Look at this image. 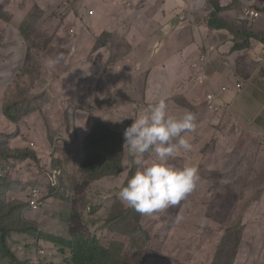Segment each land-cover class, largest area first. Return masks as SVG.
Listing matches in <instances>:
<instances>
[{"label": "rangeland", "instance_id": "rangeland-1", "mask_svg": "<svg viewBox=\"0 0 264 264\" xmlns=\"http://www.w3.org/2000/svg\"><path fill=\"white\" fill-rule=\"evenodd\" d=\"M59 1L60 0H52L47 15L49 12L51 13L42 19L41 27L43 28L42 37L44 39L35 41L36 47H32V50L35 54L39 53V55L48 52L52 57L55 56L57 49L63 50L59 51L58 54L62 53L65 55L66 51L67 57L63 61V68L65 71L60 77H48L43 74L44 78H46L49 83L46 89L49 92L51 100H47V102H45V100L41 102L36 101L32 113L19 122V128L22 133H27L28 141L33 143V148L37 153L39 162L34 161V164L16 162L15 166H13L11 161L6 162L9 167L12 168L11 171H9L11 182H5L6 187L3 189L4 192H0L3 198L4 196L14 198L18 190H26L28 182L33 185V182L40 180V176L34 175V173L40 169L44 170L48 168L49 171L45 174V179L42 182L45 183L44 185L41 184L43 190H40L39 196L44 193L45 190L47 199L53 196L48 190L47 183H49V181L46 182V180H48L47 174L49 176L51 173V183L55 182L57 189L60 187L59 178L61 175H63L62 180L65 179V182H70L75 176V173L73 174L70 172L68 173L69 177H67V172H65L64 169L54 170L51 168L50 162L55 158L63 160L62 154L78 157L83 155L81 143L89 131L88 129L92 122L91 115H95L96 118L99 119L103 118L102 115L104 113L106 121L113 122V120H116L121 114L120 110H126V107L122 105L123 103H128L126 104V106L129 107L127 111L128 114L136 109L137 104L135 102H141L144 95H146L144 107L163 98L167 99L166 103L168 104L170 113L177 114L181 110H184V108L176 104L171 97L172 95L174 96L181 93L183 89H180L179 86L185 79L186 71L189 70V64L187 65V62H185L186 60H183L178 52H171L161 60L160 57L157 58V65H159L160 68L156 69V73L152 70L149 76H147L144 72L147 66V58L151 56L148 55L146 57L145 52L139 48L140 44L134 43L137 39H142L144 36L133 34L132 37L129 32V26L125 25L121 18L115 19L116 23L114 25L111 23L112 27L109 28L112 34L111 40L113 39L114 43L107 44H114L111 46H115L116 48V65L115 67H110V70L105 68L104 74L106 78L101 82L103 85H105L107 81L111 82V84H107L104 87L106 91H104L105 93L103 96L106 101L102 106H97L95 108L85 106V108L79 109V112H81V110L83 111L81 113L78 112L80 119L76 122V118L71 121V129L69 130L70 138H65L63 135L64 127H62L64 126V122L61 117L64 109L61 106V102L65 101V103H69L71 108V104L74 101L73 93L81 91L82 95H86V87L94 86L95 84V93H92L93 89L89 91L92 96L91 104L94 105L96 93L101 91V87L97 89L99 79H84V76L87 74L85 68H90V66L83 63L89 60V54L87 53H91L93 46L97 43L95 41L98 40L102 32H100V30L102 29L101 26L104 21L96 24L99 26V32L97 33L94 31V24L92 25L93 27L88 26V21H86V16H84L85 12L77 8L78 0H63L64 8L62 11L57 12L55 6ZM79 1H82V5L86 4V0ZM92 1L97 0H91V2ZM126 1L129 2V5L124 6L125 9L131 8L132 2L130 0ZM118 9H115V11ZM10 10L11 7L8 8V12H10ZM8 12L5 11L4 5H0V14H9ZM60 13L63 26L60 25L57 27L59 22L55 15L59 16ZM263 16L264 14H261L260 17ZM93 18H95V16H93ZM43 22L45 24H43ZM77 23L80 28H78ZM226 25L228 28L235 27L233 25ZM0 32L2 33L0 40V86H4L17 76L18 70L24 65L28 48L26 43H24L18 35L16 28L7 24L1 17ZM127 33H129L133 39L131 43L132 50L128 55L124 56L123 44L127 43L123 38ZM185 35L183 36L184 42L189 44L190 39L185 41V38L189 37L190 34L186 33ZM146 36L147 38L151 37L149 34H146ZM95 37H97L96 40H94ZM66 39H68V41L64 43ZM181 40L182 39H179V42ZM86 44H90L91 47H84ZM173 45L174 44H166L165 47L170 48L173 47ZM111 46L109 48H111ZM104 51L106 52L105 54L108 60L110 53L108 47H104ZM95 55L96 57L100 56L103 58L101 51H97ZM90 59H92V57H90ZM112 59L114 60V58ZM107 60L100 63L101 68L99 74H101V70L104 67L108 66L106 65ZM43 67L49 70H53L54 68L62 69V67L56 66L49 67L46 64V59L43 62ZM66 74L71 76V81H67L66 79L62 80ZM75 77H78L79 80H75ZM146 81L147 87L145 88ZM86 97L87 96H83V99H86ZM63 98L64 100H62ZM197 101L198 100H195L196 103ZM144 107L139 108L144 109ZM110 108H115L116 110L104 112ZM71 113L69 112L70 118L72 117ZM195 124L196 141L201 136L204 141H209L204 152L201 154L198 164L201 181L198 184L197 191L190 193L185 198L184 203L182 200L178 204L172 206V212L174 215H178L180 221H185L186 223L202 218L201 216L204 211H208L207 202L209 201L210 194L217 189L226 192L228 207L231 209L224 211V216L213 214L212 211L209 216L211 219L204 221L206 224H195L193 227L184 225L186 226V231L182 232L179 236L181 240L175 235L174 237L176 240L183 242L186 246L178 245L172 240H166L164 238V232L173 231L175 225H171V223L168 222L167 225L163 224L162 227L158 226L164 215L158 216L157 214H152V218L145 219V223L147 224L146 230L151 236V240L148 242L150 245L148 251L150 250L151 252L145 254L143 262L155 255H161L164 264H167L166 260H168V264H204L202 259L192 249L199 247L203 251H208V257H212L214 251L223 244V241L226 239L227 241L229 239L231 240L232 236L239 233L237 226L241 225L243 227L241 234L242 242L234 257V264H264V136L259 137L258 148L253 152L252 150L254 148L251 146L254 142L253 138L250 140L232 139L231 133H227V142L218 144L216 141L219 126L216 123L215 116L200 110L196 116ZM58 125L61 126L60 130ZM0 136L4 138V142L10 140L16 143L20 140L18 132L14 131L11 126H7L4 121L0 122ZM60 145L62 146L61 149ZM236 152L239 154H236ZM256 155L257 157H255ZM179 157L180 156L172 157L171 162L176 167H183L184 158ZM192 157L193 156L188 153L187 163H191ZM233 166L238 168H236L237 176L240 171L245 177L244 184L241 185L239 180L230 173V168ZM126 174L127 172L124 171L121 175L116 177L98 180L93 184L94 186L91 187H85V184L78 186L76 189L80 193L79 199L82 198L84 201L81 205H84L88 199L95 202L98 198L105 197V194L101 192L113 186L119 187L124 181ZM240 180L243 181V178H240ZM216 182H219L220 186H218ZM232 185L237 189L233 188ZM14 186H16V189H13ZM29 198L30 196H26L25 204L27 205L22 208L20 212V219L25 223L27 218V199ZM66 213L70 216V223H65L67 221L59 220L58 218L53 219L50 209L46 214L42 213V211L33 214L32 223H34L40 231L45 230L51 234L65 237L69 235L70 231L73 232L85 228L84 219L80 213L75 218L72 217V213L69 210H66ZM163 228H165V230H159ZM224 232H226V236L223 240ZM97 233L104 239L109 238L110 246L118 242L126 245V241L128 240V237L115 229L99 228ZM143 243L144 238L140 241H134L135 248H141ZM166 254L168 255L166 256ZM169 255H171L173 259H171ZM131 257V254L127 256V258ZM156 259L157 257L151 259L148 264H158V262L155 261ZM50 260L53 261V264H61L56 257Z\"/></svg>", "mask_w": 264, "mask_h": 264}, {"label": "trees", "instance_id": "trees-1", "mask_svg": "<svg viewBox=\"0 0 264 264\" xmlns=\"http://www.w3.org/2000/svg\"><path fill=\"white\" fill-rule=\"evenodd\" d=\"M176 2L178 9L175 13L177 15L180 13L181 9L185 8L182 2L178 0H176ZM79 3H82V1H77L78 5H82ZM199 3L200 0L195 2L197 5H199ZM12 4L13 0H0V5L5 6L6 12H8V8L11 7ZM26 5L27 7H25ZM78 5V9L84 7L79 8ZM222 5L223 3L220 2L218 5H214V7L220 11L219 7ZM50 7L51 2L48 0H31L29 3H26L25 0H14L11 10L8 12L9 14H0L2 20L16 28L18 35L21 37L22 41L26 43L28 48L24 65L18 70L17 76L4 86H0V122L4 121L7 126H11L14 131L18 132V136L20 137L19 142L14 143L10 140L4 142V138L0 136V192L2 193L4 192L3 189L6 187L5 182H11L9 171H11L12 168H10L6 162L11 161L13 166H15L16 162H26L27 164H34V161L39 162L37 153L29 144L27 133H22L19 128V122L32 113L36 101L41 102L45 100V102H47V100H51L49 92L46 89L49 83L47 79L44 78L43 74L48 77H60L65 71L63 68V61L67 57L66 51L64 55L65 59L60 64L56 65V67H62V69L54 68L53 70H49L43 67V62L47 57L52 56H50L48 52L42 55H39V53L35 54L32 50V47H36L35 41L44 39L42 37L43 28L41 24L42 19L51 13L49 12L47 15V11ZM63 8V0H60L55 6V10L59 12L62 11ZM243 9L244 8H242V10ZM207 11H205L202 16H196L195 12L193 16L188 15L189 12L185 14L182 23L176 28L180 31L177 37L182 39L186 33L192 35L194 32L193 22L199 23L202 18H206L205 14ZM262 12H264V10H262ZM61 13L59 16L55 15L59 22L57 27L60 25L63 26ZM215 16L219 18V22H216V24L220 26L224 24L235 26L234 28L229 27L236 35V40H234L235 46L239 45V40L246 37L247 33L252 32L251 28L253 24L244 18L228 16L222 17V19L218 14ZM215 16L214 20H216ZM111 23L114 25L116 20H113ZM43 24L45 23L43 22ZM111 27L110 24L107 28ZM1 35L2 33L0 32V40ZM258 36L264 35L258 34ZM96 38L97 37H95L94 40H96ZM111 38L112 34L110 29L106 31L103 30L98 40L95 41L97 43L93 46L91 55L88 57H91L99 49L104 48L108 45L107 43H114V40H111ZM123 40L125 39L123 38ZM67 41L68 39H66L64 43H67ZM134 43L140 44L139 48L145 52L146 57L148 55L151 56L147 58V66L144 72L147 76L158 66L157 58L160 57L161 60L171 52H178L180 57L185 60L188 57L192 58L196 51L193 50L191 53L189 52L190 44H174L173 47L166 48L164 44H161L160 41L158 42L156 38H147V36H144L142 39H137ZM262 43L264 45V38ZM109 45L111 46L114 44ZM111 49L112 50L108 49L110 51L106 64L108 66L101 70V74H99L100 70L96 71L97 76L95 80L99 79L97 89L101 87V91L96 93L95 104H91L92 96L89 92L93 89L92 93H95V84L94 86L86 87V95H82L81 91L74 92V101L71 104V108L69 103H65V101L61 102V106L64 109L61 117L64 122V126L62 127H64L63 135L65 138H70L69 130L71 129V121L75 118V122L80 119L79 113L83 111L81 110V112H79V109L85 108V106L95 108L104 105L103 103L106 101L103 96L105 93L104 91H106L104 87L107 84H111L109 81H107L105 85L101 83L103 79L106 78L104 74L105 68L110 70V67H115L116 65V49L114 46H111ZM123 49L124 56L128 55L132 50V44H123ZM198 49L201 50L200 47H198ZM59 51L63 50L57 49L55 56ZM112 58H114V60ZM189 71L192 72L191 70L186 71L185 79L179 86L180 89L183 88L181 93L168 97H171L172 100L179 106H182L184 110H189L196 116L200 110L209 113L210 111L207 104L203 101L206 87L202 81L194 76L193 72L192 74H188ZM146 87L147 81L145 84V88ZM83 96H87L86 99H83ZM62 100H64V98ZM195 100H198L197 103ZM145 101L146 95L143 96L141 102H135L137 104L136 109L128 114L127 111L129 107L126 106L128 103H123L122 105L126 107L125 113L121 116L119 115L113 122H108L103 118L97 119L95 115H91L92 122L88 129L89 131L81 143L82 154L84 156L78 157L62 154L63 160L55 158L50 162L52 169H64V171L67 172V177H69L68 173L70 172L73 174L75 173V176L70 182H65V179L62 180L63 175H61L59 178L60 187L57 189L55 182L51 183V173L49 176L47 174L48 180H46V182L49 181V183H47L48 190L53 196L47 199L45 196L46 190L44 191L45 194L42 193L45 197L43 199L44 204L39 207L40 211L46 214L50 209L53 219L58 218L59 220L67 221L65 223H70V216L66 213V210H69L74 218L80 213L84 219V229L75 230L73 232L70 231L69 235L66 237L51 234L45 230L40 231L34 223H25L20 219V212L22 208L27 205L25 204V198L28 189L21 191L19 196L14 199L7 196L3 198V195L0 193V264H53V261L50 259H54V257H56L61 264H148V262L155 257H157L155 261L158 262V264H164L161 255H155L143 262L145 254L151 252L150 250L148 251L150 248L148 242L151 240V236L146 230L147 224L145 223V219L152 218L153 216L138 213L134 209L129 208L118 197L120 188L126 184L127 180L137 170L136 166L130 165L132 158L128 155L127 148L123 147V133L124 130L134 122V119L138 118L141 114L143 109L139 107H144ZM165 101L167 102V99H165ZM109 110L116 109L110 108L104 112H109ZM69 112L71 113V118ZM182 113L183 110L177 114L169 112L170 115L175 116L182 115ZM210 115L212 114L210 113ZM58 128L60 130L61 126L58 125ZM190 143L192 144V151L190 154L193 156L191 158V164L198 167L201 154L204 152L209 141H204L202 136L196 141L195 132H193L190 133ZM61 147L60 145V149ZM179 158H184V164L182 166L187 164L188 154L180 155ZM169 163H172L171 158L169 159ZM48 171L49 169L45 168L44 170L40 169L34 173V175L40 176V180L33 182V185L28 182L27 187L30 189V186H37L43 190L41 184L44 185L45 182H42ZM124 171H126L127 174L119 187L113 186L112 188H107L101 192L105 194V197L98 198L95 202L88 199L84 205H81L84 201L82 198L79 199L80 193L76 189L78 186L85 184V187H91L94 186L93 184L98 180L116 177L121 175ZM236 171V168H230V173L233 177L239 180L241 185L244 184L245 177L240 171L237 176ZM240 178H243V181H241ZM216 184L220 186L219 182H216ZM232 187L235 188L234 185H232ZM197 188L198 186L192 192H196ZM77 199L79 200L76 201ZM184 201L185 199H183V203ZM207 205L208 211H204L201 216L202 218L188 223L180 221L178 215H174L172 206L163 211L154 213L158 216L164 215L158 226L162 227L163 224L167 225L168 222H170L171 225H175L173 231L164 232V238L166 240H172L178 245L186 246L183 242L176 240L174 235L181 240L179 236L182 232L186 231V226L193 227L195 224H206L204 221L211 219L209 216L212 211L213 214L224 216L225 214H223V212L231 209L228 207L226 192L220 191V189L210 194ZM33 214L35 213L28 212L27 219L32 220ZM99 228L115 229L119 233H122L128 237L126 245L118 242L110 246V239H104L97 233ZM242 228L241 225H238L237 229L239 233L232 236L231 240L229 239L227 241L226 239L223 241V244L214 251L212 257H208V251H203L199 247L193 248L192 250L202 259L204 264H234V257L242 242ZM159 230H165V228ZM225 236L226 232L223 234V240ZM142 238H144L142 247L135 248L134 241H140ZM42 248L45 255L38 258L37 251ZM129 254L132 255L131 258H127ZM167 255L168 254H166V256ZM169 256L173 259L171 255ZM166 263L168 264V260H166Z\"/></svg>", "mask_w": 264, "mask_h": 264}, {"label": "crops", "instance_id": "crops-1", "mask_svg": "<svg viewBox=\"0 0 264 264\" xmlns=\"http://www.w3.org/2000/svg\"><path fill=\"white\" fill-rule=\"evenodd\" d=\"M30 1L25 0L26 3ZM48 1L52 3V0ZM130 1L132 7L128 9L124 7L126 6V0H97L92 2L86 0L85 5H78V7L84 6L81 11L85 12L84 16L88 21L87 24L88 26L94 24V31L97 33L99 32V26L96 25L98 22L104 21L101 32L109 30L107 27L111 22L121 18L123 23L129 26L132 37L133 34L143 36L149 34L150 38L158 39V42L164 44V47L166 44H186L184 38L179 42L177 34L180 31L175 29L179 14L185 16L189 12V15L193 16L195 12L196 16H202L208 10L205 14L206 18H202L199 23L193 22L194 32L189 35L190 38L186 37L185 41L190 39V53L193 51L194 45L207 51V66L202 70L194 71V73L197 76L204 75L208 85L220 94V101L224 100L231 107L227 109L224 103L214 112L216 123L219 126L216 142L218 144L227 142V133H231L232 139L250 140L253 138L254 142L251 146L254 148L252 151L255 152L258 148L259 137L264 136V45L262 43L264 36H258V34L264 35V16L260 17L261 14H264L262 12L264 10V0H200L199 5L195 4L197 0H178L182 2L185 9H181L177 15L175 13L178 9L176 0ZM220 2L223 5L219 7L220 11H218L214 5H218ZM247 7L257 10L259 16L248 20L253 24L252 32L247 33L246 37L239 40V45L235 46V33L226 25L216 24V22H219V18L215 15L218 14L221 18L228 16L242 18V8ZM90 8H94L93 16L95 18L93 16L89 17L87 10ZM115 9L118 10L115 11ZM214 16L216 20H214ZM77 26L80 28L78 23ZM130 34L127 33L124 37L127 44H131L133 41ZM84 47L91 46L86 44ZM105 47L111 50L109 45ZM98 51H101L103 58L96 57L95 52L91 56L92 59L89 57V60L83 63L90 66V68H85L87 71L86 76H84L85 80H95L96 71L101 68L100 63L107 60L104 48ZM87 54L91 55V53ZM198 54L194 59L198 57ZM185 60L187 65H190L191 59L188 57ZM157 68H160L159 65L154 69L155 73ZM189 74H192V72L189 71ZM65 79L67 81L72 80L68 74L62 78V80ZM75 80H79V78L75 77ZM235 83L243 85L239 93L234 92ZM224 85L228 86L226 92L221 91V87ZM236 154L239 153L236 152ZM233 168L237 167L233 166Z\"/></svg>", "mask_w": 264, "mask_h": 264}, {"label": "clouds", "instance_id": "clouds-1", "mask_svg": "<svg viewBox=\"0 0 264 264\" xmlns=\"http://www.w3.org/2000/svg\"><path fill=\"white\" fill-rule=\"evenodd\" d=\"M127 3L129 2L126 1V5ZM91 10H93L92 13H90ZM243 10L241 11L242 18H244ZM94 11V8H90L87 10V13L89 16H93ZM181 16L179 14L175 29L182 23L183 18L180 21ZM193 50L196 51L193 57L190 58L189 70L206 87L203 101L205 102V97L209 93L216 95L212 103L217 109L210 110L208 108L209 113L214 116V112L224 103L227 109H230L231 107L224 100L220 101V94L208 85L206 77L204 75L197 76L194 73V71L202 70L207 66L208 54L206 50H199L197 45H194ZM197 54L198 57L194 59ZM202 56L205 57V60L201 62L200 58ZM64 59L65 57L62 53L57 54L53 57H47L46 64L49 67H55ZM193 64L196 65L194 66ZM236 84L241 85L239 91L236 90ZM242 87L241 83H235L234 92L239 93ZM223 88L225 89L223 90ZM227 90L228 86L224 85L221 87L222 92H226ZM195 121L196 115L189 110H183L182 115L179 116L170 115L168 104L162 98L144 107L138 118L134 119V122L124 130L123 147L127 148V153L132 158L130 165L136 166L137 169L118 192L119 199L129 208L134 209L142 215H152L178 204L195 190L201 181L198 167L191 163H187L183 167H176L172 163H169L170 158L186 155L192 151L190 133L196 130ZM29 144L33 147L32 142H29ZM35 187L40 192L41 189L37 186ZM35 187L26 188L28 189L27 196H30V190ZM13 189H16V186ZM20 193L21 190H18L14 198L18 197ZM44 197L43 194L39 196L37 210H32L27 206L26 213H39V207L44 204ZM11 198L14 199L13 197ZM31 222L32 220L26 218V223ZM44 255L43 248L38 249L37 257L39 258Z\"/></svg>", "mask_w": 264, "mask_h": 264}, {"label": "built area", "instance_id": "built-area-1", "mask_svg": "<svg viewBox=\"0 0 264 264\" xmlns=\"http://www.w3.org/2000/svg\"><path fill=\"white\" fill-rule=\"evenodd\" d=\"M127 5H129V3H127ZM93 10H91L90 13H92ZM258 16V12L255 10V9H252V8H245L243 10V17L246 18V19H254ZM183 18V16L180 17V21L181 19ZM180 23V22H179ZM205 60V57L202 56L200 58V61H204ZM194 66L196 64H193ZM241 88V85L240 84H236V90L239 91ZM225 88H223L224 90ZM216 98V95L214 93H209L206 95L205 97V102L208 104V108L210 110H216L217 108L215 107V105H213V101L214 99ZM38 199H39V189L38 188H32L30 190V198L28 200V206L30 209L32 210H37L38 209Z\"/></svg>", "mask_w": 264, "mask_h": 264}, {"label": "bare ground", "instance_id": "bare-ground-1", "mask_svg": "<svg viewBox=\"0 0 264 264\" xmlns=\"http://www.w3.org/2000/svg\"><path fill=\"white\" fill-rule=\"evenodd\" d=\"M120 112H121L120 116L125 113V111H122V110H120ZM102 117H103V119H105V114L104 113H103Z\"/></svg>", "mask_w": 264, "mask_h": 264}]
</instances>
